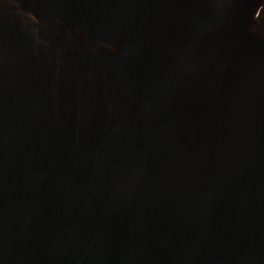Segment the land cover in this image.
<instances>
[{"label":"water","instance_id":"95a60500","mask_svg":"<svg viewBox=\"0 0 264 264\" xmlns=\"http://www.w3.org/2000/svg\"><path fill=\"white\" fill-rule=\"evenodd\" d=\"M0 264H264V0H0Z\"/></svg>","mask_w":264,"mask_h":264}]
</instances>
